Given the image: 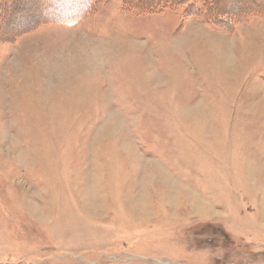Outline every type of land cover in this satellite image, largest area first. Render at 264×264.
Masks as SVG:
<instances>
[{"label": "rangeland", "instance_id": "obj_1", "mask_svg": "<svg viewBox=\"0 0 264 264\" xmlns=\"http://www.w3.org/2000/svg\"><path fill=\"white\" fill-rule=\"evenodd\" d=\"M167 1L0 0V264H264V0Z\"/></svg>", "mask_w": 264, "mask_h": 264}, {"label": "trees", "instance_id": "obj_2", "mask_svg": "<svg viewBox=\"0 0 264 264\" xmlns=\"http://www.w3.org/2000/svg\"><path fill=\"white\" fill-rule=\"evenodd\" d=\"M93 1V0H92ZM197 1L199 0H188V2L186 3V7H192L193 10V14L194 16H200L202 15L201 13L204 11V9H206V11H210V7L212 5V3H210V0H200L203 1L204 4L201 5L202 9L200 10L195 4L197 3ZM153 4L150 3L149 6L145 7V10L147 12H151V13H156V12H161L167 8H172L173 4L171 2H168L167 0H153ZM69 3V2H68ZM77 3V2H76ZM145 4V3H144ZM205 5H207L208 7H206ZM79 7V5H76L72 2L69 3L68 5V9H67V14H65V16H69V18H74L73 21L78 20L79 18H77V14H79L78 10H76ZM92 6H90V8L86 9L87 11H90ZM75 9L74 12H70V10ZM85 10V11H86ZM70 12V13H69Z\"/></svg>", "mask_w": 264, "mask_h": 264}, {"label": "bare ground", "instance_id": "obj_3", "mask_svg": "<svg viewBox=\"0 0 264 264\" xmlns=\"http://www.w3.org/2000/svg\"><path fill=\"white\" fill-rule=\"evenodd\" d=\"M193 34H194V33H193ZM195 35H196V34H195ZM80 65H81V64H80ZM65 75H66V74H65ZM68 77H69V76H68ZM197 211H198L200 214L203 215V214H205V213L207 214L209 210H207V208H206L205 206H203V207H198V208H197Z\"/></svg>", "mask_w": 264, "mask_h": 264}]
</instances>
